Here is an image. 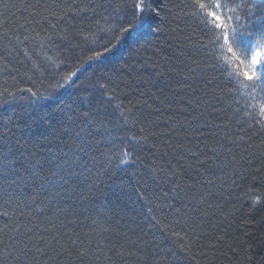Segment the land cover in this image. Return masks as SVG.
Listing matches in <instances>:
<instances>
[{"label":"snow or ice","instance_id":"snow-or-ice-1","mask_svg":"<svg viewBox=\"0 0 264 264\" xmlns=\"http://www.w3.org/2000/svg\"><path fill=\"white\" fill-rule=\"evenodd\" d=\"M13 9L19 13L18 16L13 14L15 19L8 15ZM10 19L15 30L9 25ZM101 20L112 25L109 29L111 38L102 45V51L96 47L97 34L103 31ZM113 21L119 26L116 27ZM34 25L41 31L38 32ZM47 45L56 48L60 63L66 62L76 49L84 46L94 53L88 56L89 61H100L101 57L109 55L115 57L122 45L136 56L149 49L154 55L168 49L169 54L164 56L169 64L168 72L174 71L175 77H179L175 80L177 85L191 89L190 97L192 93L196 94V104L207 110L215 106L214 102L229 101L237 131L226 132L217 142L219 147L213 145L206 150L207 145L202 148L195 142L199 137L185 135L183 143L178 141L169 145L170 150L164 153L169 159L165 162L157 164L153 160L150 165H144L155 180L171 184L164 195L169 200L180 199L187 208L185 216L196 210L191 207L193 201L196 204L207 202L206 196L211 192H204L199 198L197 193L202 186L215 183L207 175L214 174L213 167L221 172L227 169L225 175L231 178L232 188L238 189L247 180L257 153L264 164V96L258 95L264 93V0H180L179 3L172 0H96L94 3L52 0L31 4L0 0V47L3 49L0 61L5 62V70L9 64L13 68L20 64L27 70L19 56L31 60L30 47L45 48ZM49 59L53 66H59L56 59ZM173 60L179 61L175 69L171 67ZM150 62L149 59L145 63ZM125 64L127 69L120 65L114 73H108L106 79L90 80L82 89L85 95L73 93L72 101L63 106L58 102L53 112L39 117L49 129L44 139L64 141L65 137H72L76 143L77 150L73 152L76 159H65L63 164L57 165L58 171L50 170V174H45L38 161L33 163L29 159L32 153L27 152L28 141H14L15 133L7 124L3 126L5 130L0 131V264H75L72 259H62L73 254L84 264L90 257L91 248L84 247L72 227L75 221L68 217L76 215L77 201L91 203L95 199L93 190L97 183L110 178L114 171L132 169L135 175V168L144 164L141 152L148 142L147 136L137 139L139 133L133 131L139 123L131 107L134 102L129 100L130 106L124 108L122 103L114 101L121 91L127 96V89L135 90L134 85L147 83L155 87L158 81H154L151 74L145 76L142 70L127 61ZM16 70L20 71L19 68ZM121 75H127L129 80H121ZM156 75L164 76L165 73L157 72ZM74 76L76 72L66 77L65 83ZM173 78L165 79V84L159 87L161 93L165 87L172 88ZM64 86L57 82L53 92ZM19 90L38 98H51V94L44 96L31 87ZM182 90L173 89L178 96ZM145 94L141 91L139 96L142 98ZM257 99L260 101L259 119L246 111L248 101ZM139 102V99L135 101ZM192 102L193 98H190L188 103ZM242 112L247 119L242 117ZM197 121L192 123L193 133L203 135L205 128H221L212 119L200 121L198 117ZM231 123L229 121L223 127L229 129ZM143 131L141 127L140 132ZM256 137L260 138V143L255 142ZM80 153L92 160L91 166L83 162ZM222 153H226L223 161L219 159ZM64 155L67 157V153ZM82 162L84 170L80 171L77 165ZM74 167L84 176L86 187L82 182L70 187L69 177L75 176ZM190 171L204 179L187 183L184 177ZM217 179L221 181L220 186L228 183L223 175ZM252 180L253 183L243 187V196L237 197L250 211L264 207V176H253ZM69 200L71 204H68ZM165 206L173 208L171 203ZM106 212L109 216L105 231L122 235L139 250L137 241L131 240L129 233L135 235L138 228L143 231L141 225L133 218L124 223L118 206L106 208ZM189 219L185 224L191 228V234L186 232L185 235L189 236L191 245L185 247L186 251H190L192 245L202 246L201 232L197 229L203 228V222L192 227ZM254 236V231L248 232L244 239L233 236L230 242H225L222 233L215 237V243L210 247L216 250L226 246L227 251L221 255L231 252V264H264V237L257 246L253 242ZM109 251L118 256L124 254L115 245ZM130 254L135 255V252Z\"/></svg>","mask_w":264,"mask_h":264},{"label":"trees","instance_id":"trees-1","mask_svg":"<svg viewBox=\"0 0 264 264\" xmlns=\"http://www.w3.org/2000/svg\"><path fill=\"white\" fill-rule=\"evenodd\" d=\"M12 2L31 4L52 2V0H12ZM82 2L94 3L96 0H82ZM172 2L179 3L180 0H172ZM14 13L16 16L19 15L16 9H13L8 15L13 16ZM113 24H115L114 21ZM9 25L15 30L13 20H9ZM115 26L119 25L115 24ZM34 27L37 26L34 25ZM100 27L103 31L97 34L98 44L96 47L102 51V45L111 38L109 29L112 25L101 20ZM37 31L39 32L41 29L37 27ZM0 52H3L2 47H0ZM169 52L170 50L166 49L164 53L154 55L149 49L143 51L140 56H136L131 54L125 45H122L115 57L109 55L101 57L100 61H89L88 56L94 53L89 50V47L84 46L81 49H76L74 55L66 62L60 63L56 48L47 45L45 48L30 47L31 60L26 59L23 55L19 56V60L27 65V70L20 64L16 65L20 71L13 68L12 64L8 65V70H5V62L0 61V131L5 130L3 126L7 124L15 133L12 137L14 141H28L27 152L32 153L29 159L33 163L38 161L43 166L45 174H50V170L58 171L57 165L63 164L65 159L75 160L73 152L77 150V147L72 137H65L64 141L44 139L49 129L47 123L40 120L39 117L53 112L58 102L63 106L72 101L73 93L80 96L85 95L86 93L82 89L90 80L106 79L107 74L114 73L120 65H125L127 69L125 61L136 69L142 70L145 76L151 74L152 79L158 81L155 87L147 83L134 85L135 90L127 89V96L121 91L117 100L114 101V103H122L124 108L130 106L129 100L134 102L131 107L135 116L139 118V123L136 124L133 131L139 133L137 139L148 137V142L141 152L144 164L135 168V175H133L132 169L114 171L110 178L106 177L104 182L97 183L93 190L95 199L91 203L76 202V215L69 216L68 219L75 221L72 227L80 236L84 247L91 248V255L86 258L84 264H231L229 259L232 256L231 252H228V255H221L222 252L227 251L226 246L216 250L210 247L215 243L216 236L224 233L225 242H230L233 236H240L241 239H244L248 232L254 231L253 242L257 246L260 245V238L264 237V207L250 211L247 204L237 198L243 196V187L253 183V176H264V164L261 163L259 153H257V158L252 161L251 172L247 174V180L238 189L232 188L231 178L225 175L227 169L221 172L219 168L213 167L214 174L208 173L207 175L215 183L202 186L197 193V198L204 192H211V195L206 196L207 202L204 204H196L193 201L191 207L196 210L188 213L187 216H185L187 208L183 206L180 199L169 200L164 195L166 190H170L171 184L159 182L148 174V168L144 165H150L153 160L157 164L165 162L169 159L164 155L166 151L170 150L169 145L176 144L178 141L183 143L185 135L199 137L195 142L200 143L202 148L207 145L206 150H208L213 145L219 147L217 142L226 132L237 131L236 120L232 116V110L228 107V100L214 102V107L205 110L203 105L195 103V93H192L191 97L189 96L190 88L175 83L179 77H175L174 71L168 72L169 64L164 59V56ZM49 57L56 59L59 66H53ZM149 59L151 62L146 64L145 62ZM178 62V60H173L172 69H175ZM33 65L39 67L34 68ZM73 72H76V76L65 83V78L71 76ZM157 72L165 73V75L157 76ZM168 76L174 77L171 80L172 88L165 87L164 92L161 93L159 87L165 84V79ZM121 80L128 81L129 78L127 75H121ZM57 82L65 86L53 92ZM29 87L44 96L51 94V98L42 99L32 96L27 91L19 90ZM121 88L123 89V84ZM174 88L183 89L179 96L173 91ZM141 91L146 93L142 98L139 96ZM10 93H14V95H10ZM258 95L264 96V93H258ZM190 98H193L191 104L188 103ZM137 99L140 100L139 103H135ZM259 103L258 99L248 101L246 110L254 113L257 119H259ZM253 105H255L254 108ZM241 108H243V102ZM241 115L247 119L244 112ZM198 117L200 121L212 119L214 123L221 125V128L218 130L205 128L203 135L199 132L193 133L192 123L198 122ZM229 121L232 122L231 127L225 129L223 125L228 124ZM129 126L131 127V125ZM141 127L144 129L142 133L140 132ZM255 142L260 143V138L256 137ZM224 143L226 144L227 141ZM65 153H67V157H65ZM225 155L226 153H222L219 159L223 161ZM80 156L83 158V162L91 166L93 163L91 159L84 156L83 153H80ZM83 162L77 165L80 171L84 170ZM244 166L248 167L247 163ZM73 172L75 176L69 177L70 187L78 182H82L86 187L84 176L76 171V167L73 168ZM221 175L228 181L223 186H220L221 181L217 179ZM189 176L192 179H189ZM196 179L202 181L204 177L197 178L194 171L188 172L184 177V180L189 184ZM71 203L72 201L69 200L68 204ZM166 203H171L173 208L166 207ZM209 204L221 205V207L210 208ZM112 206H118V210H122L124 223H127L129 218H133L143 228V231L138 228L135 235L129 233L131 240L137 241L139 250L125 241L122 235L105 231L109 216L106 208ZM150 208L152 211H149ZM186 219H189L192 227L203 222V228L197 229L201 232L202 246L201 244L192 245L190 251L185 250L186 246L191 245L189 236L185 235L186 232L191 234V228L185 224ZM193 221L195 223H192ZM113 223H116L115 217H113ZM113 245L120 248V251L124 253L123 256L109 251ZM120 245L123 247L121 248ZM130 252H135V255H131ZM62 259H72L75 264H81L75 254Z\"/></svg>","mask_w":264,"mask_h":264}]
</instances>
